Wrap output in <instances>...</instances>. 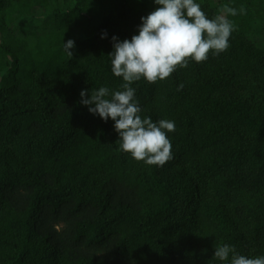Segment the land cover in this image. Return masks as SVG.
Segmentation results:
<instances>
[{"label": "trees", "instance_id": "16d2710c", "mask_svg": "<svg viewBox=\"0 0 264 264\" xmlns=\"http://www.w3.org/2000/svg\"><path fill=\"white\" fill-rule=\"evenodd\" d=\"M220 4L246 7L226 52L132 85L142 118L176 125L160 168L121 151L80 95L121 90L112 37L138 35L154 0H0V264H222V244L264 256L260 7Z\"/></svg>", "mask_w": 264, "mask_h": 264}, {"label": "clouds", "instance_id": "9594fccd", "mask_svg": "<svg viewBox=\"0 0 264 264\" xmlns=\"http://www.w3.org/2000/svg\"><path fill=\"white\" fill-rule=\"evenodd\" d=\"M158 6L141 18L138 35L120 41L113 36L114 51L110 54L111 71L122 78L121 90L110 91L100 87L81 91V103L93 115L105 122L111 118L119 135V147L137 162L163 168L174 156L168 134L176 131L173 121L161 119L153 122L142 118V109L135 96L133 84L146 80L157 84L172 78L189 63H204L210 57H218L230 47L235 31L228 17L246 14V7L239 9L224 4L214 17L202 10L196 0H154ZM107 38V34L102 35ZM74 41L63 44L64 51L72 57ZM179 85L178 91L183 89ZM222 264H264V256L251 257L237 252L235 246L222 244L214 251Z\"/></svg>", "mask_w": 264, "mask_h": 264}, {"label": "rangeland", "instance_id": "374dc122", "mask_svg": "<svg viewBox=\"0 0 264 264\" xmlns=\"http://www.w3.org/2000/svg\"><path fill=\"white\" fill-rule=\"evenodd\" d=\"M201 1H206L209 2L215 9H217L219 11V9L221 8L222 4H220V2L222 0H201ZM258 1V7L257 8L260 11V14L258 16V18L256 19V23L254 24V28H253V32L250 34V36L258 41L264 42V31L263 34L260 36L256 35V30L259 27H262L264 29V0H257Z\"/></svg>", "mask_w": 264, "mask_h": 264}]
</instances>
